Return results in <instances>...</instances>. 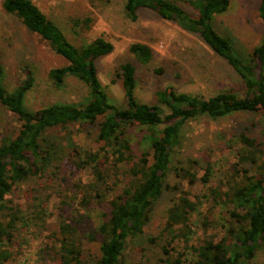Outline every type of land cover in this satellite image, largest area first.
<instances>
[{"label": "trees", "instance_id": "obj_1", "mask_svg": "<svg viewBox=\"0 0 264 264\" xmlns=\"http://www.w3.org/2000/svg\"><path fill=\"white\" fill-rule=\"evenodd\" d=\"M183 3L191 6L197 17ZM229 6L230 0H127L125 12L131 21H137L140 9H150L164 20L199 34L241 76L246 86L244 96L225 91L205 99L178 93L170 86L157 92L162 108L142 104L135 95L137 69L126 62L118 72L126 100V107H120L108 95L97 67V60L115 50L106 36L77 46L32 0H4L7 13L16 16L68 61L67 66L50 71L54 86L62 88L67 78L73 76L89 87L90 98L84 105L54 103L31 111L25 102L35 82L32 71L26 69L25 80L10 92L5 86V68L0 63V105L20 123L16 135L0 136V264H12L20 224L26 226L32 220L38 226L47 225L42 209L27 212L30 215L27 216L20 206H8L7 198L21 183L40 177L56 161L58 146L46 136L50 129L71 124L96 127L97 141L103 146L98 151H82L75 146L69 153L67 165L76 178L70 191L80 200L79 209L73 211L76 220L59 223L51 245L42 250L44 258L51 264H125L130 243L143 235L156 202L166 187L169 188L166 179L172 153L182 142L183 126L203 116L217 120L242 112L261 113L264 122V37L251 57L238 58L230 40L213 26L214 17L227 12ZM259 16L264 23V0H260ZM90 24V19L76 22V26L85 30L91 29ZM129 50L142 65L154 59V50L148 44L134 43ZM133 126H142L148 131L142 146L146 149L140 157L135 154L127 134ZM160 126H164L161 133L157 131ZM86 131L92 134L91 130ZM237 141L240 144L237 159L222 171L223 184L213 185L215 170L211 163H207L201 179L206 187L204 202H209L211 207L203 215L204 234L211 227V216L218 207L228 211L221 224L226 234L219 240L211 236L192 243L191 222L203 199L191 200L190 192L183 189L168 210L161 235L149 239L154 244L166 236L162 247L165 257L155 264H250L264 251V148L245 132L238 135ZM87 168L93 170L94 179L84 183L78 174ZM179 177L188 180L190 185L196 181L189 170L179 173ZM107 201L110 209L104 211L100 225L88 236L92 242L100 241L99 252L94 255L79 237L77 217L81 218L80 209L92 211L94 206Z\"/></svg>", "mask_w": 264, "mask_h": 264}, {"label": "rangeland", "instance_id": "obj_2", "mask_svg": "<svg viewBox=\"0 0 264 264\" xmlns=\"http://www.w3.org/2000/svg\"><path fill=\"white\" fill-rule=\"evenodd\" d=\"M32 1L62 29L73 44H88L101 35L114 44V52L97 60V67L103 86L117 106L126 107L122 81L118 77L120 66L126 62L134 64L137 69L135 95L142 104L162 108L157 92L170 86L178 93L193 94L205 99L225 91L241 96L246 94L241 76L199 34L164 20L150 9H140L137 21H131L125 12L127 0ZM3 2L0 0V63L5 68L7 90L14 91L25 80L28 69L35 78L34 86L26 96L25 106L29 110L35 111L54 103L86 104L90 98V89L77 78L68 77L62 88L54 86L49 78L50 71L67 66L68 61L57 55L47 41L25 27L16 16L7 13ZM183 6L197 17L191 6L185 3ZM259 7L260 0H230L228 11L214 17V28L230 40L234 54L241 60L251 57L264 37V23L259 16ZM86 19L91 20L90 30L76 26L77 21ZM134 43H145L153 48L154 59L150 64H140L130 53V46ZM163 109L166 114L169 113L167 108ZM19 127L17 117L0 105V136L4 133L16 135ZM87 128L92 134L86 131ZM87 128L71 124L50 129L46 136L58 146L56 161L40 177L21 183L15 193L7 198L8 206H20L27 216H30L27 212L42 209L47 222L46 227L38 226L32 220L26 226L20 224L12 264H51L44 258L43 248L51 245L53 233L58 231L60 222L76 220L73 211L79 209L80 200L70 191L76 178L71 175L70 166L67 165L69 153L75 146L82 151H98L103 146V143L97 141L98 129L90 126ZM163 128L160 126L157 131L161 133ZM127 131L134 152L140 157L146 149L142 146L148 131L142 126H133ZM242 132L257 139L264 148L261 113L242 112L217 120L203 116L183 126L182 142L172 153L166 179L169 188L166 187L156 202L143 235L130 243L125 252V264H155L165 257L162 247L166 236L154 244L149 239L161 235L168 210L176 203L183 189L190 192L191 200L203 199V202H199V212L192 218V243L211 236L219 240L226 234L221 224L228 211L222 207L215 210V215L211 216L212 225L204 234L203 215L211 207L209 202H204L206 187L201 179L207 163H211L215 170L213 185L223 184L222 171L236 162L240 147L237 138ZM186 170L196 177L193 185L179 177V173ZM78 177L88 183L94 179L93 170L87 168ZM108 201L94 206L92 211L80 209L81 218L77 217L79 237L86 249L94 255L99 252L100 241L92 242L88 236L100 225L104 211L110 209ZM250 264H264V251H260Z\"/></svg>", "mask_w": 264, "mask_h": 264}]
</instances>
